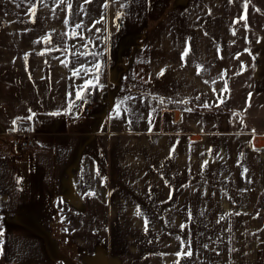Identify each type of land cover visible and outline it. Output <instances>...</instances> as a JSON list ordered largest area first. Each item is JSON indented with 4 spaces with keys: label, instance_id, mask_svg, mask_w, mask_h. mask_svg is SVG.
Returning a JSON list of instances; mask_svg holds the SVG:
<instances>
[{
    "label": "crops",
    "instance_id": "1",
    "mask_svg": "<svg viewBox=\"0 0 264 264\" xmlns=\"http://www.w3.org/2000/svg\"><path fill=\"white\" fill-rule=\"evenodd\" d=\"M129 1L89 113L0 65L3 261L264 264V25L242 41L233 0Z\"/></svg>",
    "mask_w": 264,
    "mask_h": 264
},
{
    "label": "rangeland",
    "instance_id": "2",
    "mask_svg": "<svg viewBox=\"0 0 264 264\" xmlns=\"http://www.w3.org/2000/svg\"><path fill=\"white\" fill-rule=\"evenodd\" d=\"M129 2L0 0V65L19 62L20 75L35 77L33 87L43 99H72L80 93L83 100L101 73L110 39L131 9ZM232 7L234 37L247 41L264 25V0H233ZM0 264H9L3 261L1 234Z\"/></svg>",
    "mask_w": 264,
    "mask_h": 264
},
{
    "label": "built area",
    "instance_id": "3",
    "mask_svg": "<svg viewBox=\"0 0 264 264\" xmlns=\"http://www.w3.org/2000/svg\"><path fill=\"white\" fill-rule=\"evenodd\" d=\"M96 100L97 96L93 92L88 93L82 101V112L89 113ZM12 145L18 151L27 153H31L35 146L32 135L23 128H19L14 134Z\"/></svg>",
    "mask_w": 264,
    "mask_h": 264
},
{
    "label": "snow or ice",
    "instance_id": "4",
    "mask_svg": "<svg viewBox=\"0 0 264 264\" xmlns=\"http://www.w3.org/2000/svg\"><path fill=\"white\" fill-rule=\"evenodd\" d=\"M61 2H63V0H61ZM85 2L87 3V2H90V0H85ZM105 6H107V5H105ZM70 7V6H69ZM35 14V10L33 9V11H32V15H34ZM97 23H99V21H97ZM77 27L79 28L80 27V25H77ZM187 53H185V55H186ZM95 68L98 70L99 68H100V65L99 64H96L95 65ZM96 79L97 80H99V76H97L96 77ZM77 98H80V93H77ZM189 255H190V253H189Z\"/></svg>",
    "mask_w": 264,
    "mask_h": 264
},
{
    "label": "trees",
    "instance_id": "5",
    "mask_svg": "<svg viewBox=\"0 0 264 264\" xmlns=\"http://www.w3.org/2000/svg\"><path fill=\"white\" fill-rule=\"evenodd\" d=\"M93 94L95 95V91H93Z\"/></svg>",
    "mask_w": 264,
    "mask_h": 264
}]
</instances>
